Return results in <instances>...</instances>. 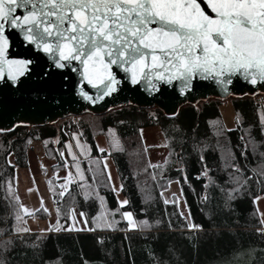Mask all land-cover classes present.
Masks as SVG:
<instances>
[{"label":"trees","instance_id":"1","mask_svg":"<svg viewBox=\"0 0 264 264\" xmlns=\"http://www.w3.org/2000/svg\"><path fill=\"white\" fill-rule=\"evenodd\" d=\"M256 98L230 99L231 130L223 122L221 101L208 99L183 106L174 117L155 108L126 106L95 117L98 124L83 122L82 117L92 116L87 114L77 124L62 121L0 132V264H264V229L254 203L264 196V103L257 110ZM152 127L162 133L169 154L159 167L149 164L141 144L132 145V154L124 146H108L106 154L93 141L114 131L120 141L134 142L142 129ZM75 134L89 147L91 169L82 164L83 182L71 183L64 196L55 184L48 187L57 219L46 234L17 233L18 227L27 229L28 216L22 215L15 170L29 169L30 144H40L49 160L63 165L68 135ZM107 156L128 201L123 207L102 162ZM175 181L188 216L177 200L164 198ZM102 204L108 226L97 227ZM42 210L33 215L46 221L48 212ZM74 210L83 213L80 226L72 219ZM126 212L136 229H129Z\"/></svg>","mask_w":264,"mask_h":264},{"label":"snow or ice","instance_id":"2","mask_svg":"<svg viewBox=\"0 0 264 264\" xmlns=\"http://www.w3.org/2000/svg\"><path fill=\"white\" fill-rule=\"evenodd\" d=\"M203 3L214 16L198 0H0V78L5 64L10 68L8 79L15 82L31 63L7 59V25L53 59L56 68L65 67L63 62L81 64L83 79L99 91L96 100L117 90L114 65L130 73L133 84L141 79L149 84L177 80L187 86L196 76L213 79L225 89L235 76L253 85L264 83V0ZM18 9L25 10L22 16ZM80 95L93 101L82 89ZM110 135L113 147L122 150ZM127 203L122 201L121 206ZM22 211L32 215L27 208ZM124 216L134 227L132 214ZM16 220H22L20 212Z\"/></svg>","mask_w":264,"mask_h":264},{"label":"water","instance_id":"3","mask_svg":"<svg viewBox=\"0 0 264 264\" xmlns=\"http://www.w3.org/2000/svg\"><path fill=\"white\" fill-rule=\"evenodd\" d=\"M207 14L214 16L203 0H198ZM18 9L17 15H23ZM5 34L9 37L7 59L31 61L27 71L15 82L8 79L10 68L4 65V76L0 78V132H10L16 127H40L52 125L68 117L83 114L104 115L112 109L133 106L140 109H158L166 117H174L185 105H196L208 99L224 100L229 97H253L264 94V83H252L241 76L232 77V83L225 86L213 79L194 77L185 86L182 81L173 80L171 84L153 80L152 84L141 79L131 82V74L113 66L112 72L119 81L116 91L100 100L99 94L81 75L83 66L75 61L63 68H56L53 59L35 45L23 38L21 31L6 25ZM155 85L153 87L152 85ZM81 89L93 101L80 95Z\"/></svg>","mask_w":264,"mask_h":264},{"label":"rangeland","instance_id":"4","mask_svg":"<svg viewBox=\"0 0 264 264\" xmlns=\"http://www.w3.org/2000/svg\"><path fill=\"white\" fill-rule=\"evenodd\" d=\"M231 98L232 97L220 100L222 103L220 107L221 116L225 127L228 130H231L235 127L234 111L230 105ZM79 117H68L58 122L68 121V124H77L80 121ZM95 117L97 116L92 115L91 117H82V121L86 123L98 124L99 121ZM110 133L114 134V138L119 141L120 147H126L131 154L132 145L135 143V145H138L137 147L140 148L139 145L141 144V146H143V148L145 149V151H143V156L146 158L150 165H158L163 163L166 160V157L169 155L162 133L156 127L142 129L140 131L139 139H136L134 142L132 140L120 141L114 131H109L108 136L106 135L105 139L109 148L112 147L113 149H116L113 147V136L110 135ZM68 137L69 142L67 143V150L60 156L61 160L63 161V165L59 162L49 160L47 158L48 155L46 156V154L43 152L42 146H40V144L31 143V150L28 154V159L30 162L29 169L17 167L15 170L16 190L18 198L21 202L22 207L27 208L32 213V215L22 213V215L24 214L28 216L26 220V226L30 233L36 232L40 234H46L49 230V227L56 222L57 217L56 213L53 214L54 210L48 193V187L55 184L58 190L65 191V188L63 186H66L68 191L71 183L83 182L84 175L81 165L83 164L84 167H86L88 170H90L93 165V159L90 157L89 147L87 143L80 138V135H68ZM73 156H75L76 159H73ZM9 163L14 164L13 155L9 157ZM64 163L66 164L65 168H63ZM77 165H79V171L83 175V180H81V176L77 173ZM107 170L109 175L111 176V179L109 181H111L114 186H116L117 174L113 168L112 163L107 166ZM70 173L71 182L69 183L68 178ZM49 182H51V184H49ZM67 191H65V193ZM115 194L118 199V203L121 205V202L125 201V198L121 194L120 190H116ZM163 195L165 200L168 202H171V200H177L180 210L188 216L182 200V194L178 182H173L169 186L167 191L163 193ZM41 202H43V205L41 204ZM101 207L102 214L100 215L99 219L96 220L97 227H102L100 225L108 226V212L105 210L103 204ZM41 208L47 209V212L51 214V216L48 214L49 218L46 221L39 220L33 215L34 212L38 211ZM42 211L45 212V210ZM123 218L129 225V229L137 228L136 224L134 227L129 224L124 214ZM72 219L74 220V223H77L80 226L82 217L75 210L72 211ZM79 228L83 229L84 227Z\"/></svg>","mask_w":264,"mask_h":264},{"label":"crops","instance_id":"5","mask_svg":"<svg viewBox=\"0 0 264 264\" xmlns=\"http://www.w3.org/2000/svg\"><path fill=\"white\" fill-rule=\"evenodd\" d=\"M93 141H94V144H95V147H96V149H97V151L99 152V153H102V152H105L106 154H108L109 153V148H108V144H107V141H106V139H105V137L104 136H102V135H98V136H95L94 138H93ZM101 149H103L104 151H101ZM102 162H103V165H104V168H105V170H106V173H107V176L109 177V173H108V170H107V167H105V165H109L110 163H112V165H113V168H114V170H115V172H116V169H115V166H114V163H113V161H112V159L110 158V157H105V158H103V160H102ZM116 174H117V172H116ZM110 180V179H109ZM110 184H111V186H112V188L114 189H116V190H120V192H121V189H122V186H121V182H120V180H119V177H118V175H117V181H116V186H114V184L110 181ZM115 192V191H114ZM117 198V197H116ZM117 201H118V199H117ZM254 203H255V206H256V209H257V211H258V214H259V217H260V220L262 221V220H264V196H258L255 200H254ZM119 204V203H118ZM119 206L120 207H123V206H125V205H123V206H121L120 204H119ZM53 210H54V207H53ZM35 213V212H34ZM33 213V214H34ZM49 214V213H48ZM53 214H55V210H54V213ZM50 216H51V214H49ZM129 226V225H128ZM262 226H263V229H264V224H262ZM133 230V229H132Z\"/></svg>","mask_w":264,"mask_h":264},{"label":"built area","instance_id":"6","mask_svg":"<svg viewBox=\"0 0 264 264\" xmlns=\"http://www.w3.org/2000/svg\"><path fill=\"white\" fill-rule=\"evenodd\" d=\"M256 109L260 110L264 103V94H257Z\"/></svg>","mask_w":264,"mask_h":264}]
</instances>
